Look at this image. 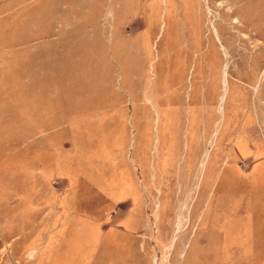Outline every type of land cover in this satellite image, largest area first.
I'll list each match as a JSON object with an SVG mask.
<instances>
[{"label": "rangeland", "instance_id": "1", "mask_svg": "<svg viewBox=\"0 0 264 264\" xmlns=\"http://www.w3.org/2000/svg\"><path fill=\"white\" fill-rule=\"evenodd\" d=\"M0 264H264V0H0Z\"/></svg>", "mask_w": 264, "mask_h": 264}]
</instances>
